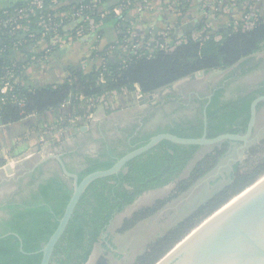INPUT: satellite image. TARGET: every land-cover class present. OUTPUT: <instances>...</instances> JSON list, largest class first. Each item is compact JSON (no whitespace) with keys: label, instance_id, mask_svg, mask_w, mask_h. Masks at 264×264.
<instances>
[{"label":"trees","instance_id":"obj_1","mask_svg":"<svg viewBox=\"0 0 264 264\" xmlns=\"http://www.w3.org/2000/svg\"><path fill=\"white\" fill-rule=\"evenodd\" d=\"M26 1H3L1 5L3 8H11ZM100 2L103 4L104 0ZM180 4L185 8L187 2L184 0ZM141 5H143L141 0L132 3L133 7ZM119 6L120 0L116 4V7ZM181 6L178 5V8ZM130 9L116 15V10L114 12L103 8L106 12V21L113 22H121L120 16ZM204 22L205 19L201 31ZM127 31L132 30L124 23L119 27L118 39L122 37L120 32ZM207 33L209 37L202 41H194L191 34H188L186 41L175 45L172 50H155L150 55L145 53L141 56H130L125 64H121L118 58L110 59L106 62L104 70L97 66L86 72L80 69V65L71 67L67 71L65 82L54 87H30L26 85L23 75L13 89L16 100L22 101L23 105L19 106L13 100L0 104V123L1 125L17 123L29 115L44 114L67 102L73 105L74 116L86 117L94 111L87 110L85 105L79 102L78 97L91 99L113 91L133 92L137 86L141 95L158 94L155 98H160L163 90H171L173 84L186 78L193 79L196 73L242 70L252 62L256 63L254 66L258 68L264 60V57L256 59L264 50V19H258L250 29L243 30L239 26L236 29L230 28L219 32L211 27ZM172 36L170 30L167 40H172ZM12 43L11 38L0 37V77L6 67L15 64L20 69L28 63L13 62L12 56L15 53L9 49ZM28 44L23 48L29 46ZM105 49L99 54V58ZM101 75L104 83L99 81ZM222 93V89L217 90L206 107L207 138L221 134H244L249 121L250 104L256 97L264 95V89L253 91L236 102L227 103L220 102ZM169 97L167 93L164 98ZM205 103L206 101L202 105ZM260 106L257 107V112ZM187 121L189 122L187 124L168 126L165 131L180 138H200L203 135L202 120L195 124ZM83 124H87V121L84 120L79 126ZM94 129L83 133L82 137L89 136L90 131ZM159 133L160 131L153 134L145 133L134 138L131 144L140 143L135 148L137 149ZM74 136L76 144L79 139L76 134ZM230 144L232 143L224 141L212 150H206L199 146H181L163 140L147 153L126 163L117 175L94 181L80 198L65 233L55 246L50 264H86L98 244H102L108 252L110 250L108 245L111 243L110 226L139 197L144 193L175 184L165 200L157 201L150 207L135 209L130 216L123 218L117 230L118 234L127 233L138 224L150 220L165 204L188 192L217 167L220 160L229 152ZM105 146L98 152L96 158L85 157L84 169L80 171H76L65 161L67 154L61 158L67 171L76 174L78 181H81L90 173L109 169L118 159L133 151L129 149L118 152L115 148ZM250 148L251 146L246 150ZM261 152L264 153V139L249 150L250 155ZM49 164L51 162L38 166L28 175L30 179L28 186L38 182L36 188L30 190L28 198L19 201L8 200L6 204L0 203V211L6 215L0 218V264H40L41 254L32 253L39 251L54 232L72 193V189L60 176L57 167L50 174L44 171L45 166ZM240 165V162L233 164L224 186L214 191L192 212L159 235L132 264H157L202 222L264 177V159L244 170ZM15 235L21 239L23 253L19 250L20 243ZM99 257L101 258L97 259L95 264H108L105 254Z\"/></svg>","mask_w":264,"mask_h":264},{"label":"crops","instance_id":"obj_2","mask_svg":"<svg viewBox=\"0 0 264 264\" xmlns=\"http://www.w3.org/2000/svg\"><path fill=\"white\" fill-rule=\"evenodd\" d=\"M3 1L13 0H0V11L3 8L1 5ZM76 1L63 0L61 10L74 9ZM181 1L184 0H150L144 8L133 7L121 15V22L106 21L105 19L102 26L96 31V35L85 34L65 47L55 50L46 60L33 62L31 60L33 56L36 58H40V56L34 54L31 46L13 54L12 60L15 63L28 62L23 74L26 85L33 88L54 87L65 82L68 76L67 71L71 67H76L85 62L87 65L86 72H89L93 67L99 66V54L118 39L119 27L123 26L124 23H127L140 40L141 47H148L151 34L159 35L169 28L173 38L167 40L166 43L173 48L175 45L185 42L188 34H191L193 39L201 36L204 19L203 7H207V4L215 1H220L221 11L212 13L208 21L216 31L222 32L226 29L238 28L241 26L240 21L245 13H250L257 19H264V0H186L185 8L181 6ZM117 2L118 0H104L102 8L108 11L116 10V12L114 11L115 14L120 15L122 11L116 7ZM176 5L181 6V14L176 12ZM129 100L124 97L112 98V109L96 111L93 122L98 119L105 123L114 115L130 114L131 110L139 106H134V103L131 104L132 101ZM73 115L74 107L67 102L44 114L29 115L17 123L2 125L0 127V170L7 165H12L14 159L26 155H33L34 158L30 161H37L44 155L53 154L63 157L69 153L70 146L75 144L74 129L62 133L58 139L49 141L43 146L38 138V128L41 125L53 126L61 119ZM102 123H94L91 129ZM82 135L83 133H78L77 139Z\"/></svg>","mask_w":264,"mask_h":264},{"label":"water","instance_id":"obj_3","mask_svg":"<svg viewBox=\"0 0 264 264\" xmlns=\"http://www.w3.org/2000/svg\"><path fill=\"white\" fill-rule=\"evenodd\" d=\"M257 57H264V54H258ZM204 72L196 73L193 79L204 78ZM192 80L186 78L172 85V88L184 84ZM165 89L162 92L168 91ZM156 95L141 97L137 105L153 101ZM264 102V96L254 99L250 104V115L244 134H221L214 138L206 137V117H204L203 135L200 138H180L169 133L158 134L149 139V141L118 159L115 164L106 170L95 171L86 175L81 181H78L76 174L67 171L64 161L59 155L48 154L36 161L34 168L51 162L60 170V176L67 181L72 189L69 201L64 209L61 218L58 220V225L47 242L42 248L32 254H41L40 264H50L55 246L58 244L63 234L65 233L69 222L72 219L73 213L80 198L85 193L91 183L98 179L107 178L117 175L125 167L126 163L132 159L147 153L161 141L165 140L181 146H199L204 149L214 148L219 146L224 141L235 143L238 145L237 153L244 151L257 137L258 132L264 128L260 122L257 105ZM93 117L88 125L81 126L79 129H74V133H86L92 126ZM260 129V130H259ZM32 155H26L13 160L12 165H7L0 170V174H5L8 178H14L15 174L22 169L24 163L34 158ZM240 162L238 158L235 163ZM212 172L198 181L188 192L174 200L180 204L192 192L204 182L210 179ZM0 176V186L4 181ZM175 184H170L162 189L144 193L136 202L128 207L126 211H131L132 208L147 197L148 195L158 194L162 192H170ZM0 189V199L8 192ZM18 239L20 246L19 250L23 253L21 239ZM96 261V250L89 257L86 264H94ZM157 264H264V177L258 182L246 189L240 195L231 200L228 204L215 212L211 217L202 222L188 236L179 242L165 257Z\"/></svg>","mask_w":264,"mask_h":264},{"label":"built area","instance_id":"obj_4","mask_svg":"<svg viewBox=\"0 0 264 264\" xmlns=\"http://www.w3.org/2000/svg\"><path fill=\"white\" fill-rule=\"evenodd\" d=\"M139 0H120V11L130 9L133 2ZM150 0H141L143 5L136 7H145ZM207 3V2H206ZM206 5V4H205ZM63 0H27L20 6L3 8L0 11V37L6 36L13 40L10 50L19 53L22 48L27 45L31 46L34 54L40 56L32 57L33 62L46 60L55 50L65 47L73 40L85 34H97L96 31L102 26L106 12L102 8L100 0H77L75 8L72 10H61ZM176 12L182 10L176 5ZM220 1L207 4L203 7L204 27L201 36L194 41H202L209 37L208 30L211 23L208 21L212 13L221 11ZM258 19L250 13H245L241 19V28L243 30L252 28ZM122 37L116 40L112 45L108 46L100 58V69H105L106 62L110 59L118 58L121 64H125L130 56H141L152 54L155 50L168 51L173 48L166 41L170 35V29L167 28L159 35L151 34V40L148 47H141L140 40L132 31L120 32ZM80 69L87 70L86 63L80 65ZM25 66L20 69L12 64L5 68L4 73L0 77V104H4L8 100L17 102L22 106V101H17L13 89L18 83L19 78L23 76ZM99 81L104 83L103 75ZM124 97L130 98L131 104H137L141 97H147L140 94L137 86L133 92L126 90L119 92H109L99 97L84 99L78 97L81 104H84L87 110L96 112L98 109H112V98ZM129 97V98H128ZM70 103V102H68ZM94 113L86 117L72 116L58 121L53 126L41 125L38 128V138L41 145L58 139L68 130L79 129L80 123L84 120L87 124L91 121ZM33 115V114H32ZM0 123V127H1ZM79 126V128H78Z\"/></svg>","mask_w":264,"mask_h":264},{"label":"flooded vegetation","instance_id":"obj_5","mask_svg":"<svg viewBox=\"0 0 264 264\" xmlns=\"http://www.w3.org/2000/svg\"><path fill=\"white\" fill-rule=\"evenodd\" d=\"M256 59L259 58L256 57ZM255 64L256 63L252 62L247 64L242 70L236 69L231 72L227 71L224 73L225 77H222V79L208 83L202 88L191 87L190 91L186 94L179 92L180 89H183L184 85H193L196 79L184 83L179 89L172 88L170 93L168 92L170 95L169 98H164L166 94H161L160 98H155L153 101H150V103L148 102L143 106L137 107L138 110L133 112L135 119L137 118L136 121H122L125 125H118V123L113 124L109 121L104 124L102 123L98 128L96 127L93 131H90L89 136L80 137L76 144L70 146L71 150L67 153L66 161L76 171H80L84 169L83 163L85 157L96 158L99 154L98 152L104 145H106V148L111 147L117 149L118 152H125L129 149L134 150L140 143L131 144V141L145 133L153 134L158 131H160L159 134L167 133L165 130L168 126L173 127L174 124H187L189 123L187 120L195 124L201 119L203 126V120L204 117H206V107L209 105L213 94L217 90H223L220 102L227 103L236 102L239 98L245 97L253 91L264 89V60L261 61L258 68H255ZM249 68L254 69L249 70ZM243 71L245 73H243ZM232 72L234 73L231 75L230 73ZM204 101H206V103L202 105ZM259 105H261L258 110L259 118L262 117L264 119V102H260L257 107ZM110 136L114 137L110 138ZM96 137H98L100 141L96 140ZM96 141H98L97 143L100 145L95 144L94 149L91 148L90 144ZM199 152L200 150H198L197 153ZM34 165L30 169L20 171V175L12 181L15 186L14 189L4 195V197L0 199V203L6 204L8 200L13 199L19 201L29 197L30 190L35 189L38 185V182H35L33 185L28 186L30 182L28 175L37 168H34ZM44 169V171L50 174L54 172L55 167L51 163L49 166H45ZM3 216L6 215L0 211V218Z\"/></svg>","mask_w":264,"mask_h":264},{"label":"rangeland","instance_id":"obj_6","mask_svg":"<svg viewBox=\"0 0 264 264\" xmlns=\"http://www.w3.org/2000/svg\"><path fill=\"white\" fill-rule=\"evenodd\" d=\"M182 11L178 14H181ZM260 54H264V50L260 52ZM224 77V72H211L206 75L204 78H199L193 85H184L183 89L181 88L179 92L186 94L190 91L192 87L202 88L208 83L216 82ZM181 85L176 86L175 89H179ZM194 88V89H195ZM170 89L165 91L163 94L170 93ZM140 109V108H139ZM100 109L97 110V112ZM138 110V108H134L130 111L131 114H123V115H114L110 117L108 120L113 124L118 123V125H125L122 121L125 122H133L136 121L134 117V111ZM96 112H94L95 114ZM93 114V116H94ZM92 116V117H93ZM123 119V120H122ZM107 121V122H108ZM260 122L264 125V119L261 117ZM93 123H102L100 120L95 119ZM260 130V129H259ZM119 136V135H118ZM114 136H110L113 138ZM120 137V136H119ZM264 139V128H262L257 137L252 141V143L248 146L254 147L255 144L259 143L261 140ZM96 140L100 141L98 137ZM96 141L95 143H91L90 147L94 149L95 144H99ZM100 145V144H99ZM89 146V145H88ZM237 144H230L229 152L224 156L217 167L212 171L210 179L207 182L201 184V186L197 187L190 196H188L184 201L180 204H177L175 201H170L165 206L159 210L150 220L143 222L142 224H138L137 227L132 229L131 231L118 234L117 230L120 228L123 218L130 216L131 213L135 209H139L142 207H150L153 206L157 201H163L169 195L170 192H162L158 194L148 195L144 199H142L138 205L134 206L131 211H125L118 220H116L109 228V235H110V245L109 251L107 252L106 249L102 246V244H98L95 248L96 250V260L101 258L99 256L106 255V259L108 260V264H132L134 260L139 256L143 251H145L146 247L152 243L159 235L164 233L186 215H188L192 210H194L198 205L203 203L214 191L219 190L224 184L227 183L231 167L235 164V161L239 158L240 159V168L246 169L250 165L259 162L260 160L264 159V153H258L257 155H250L249 149L244 150L237 153ZM213 148H209L212 150ZM208 150V149H206ZM33 156V155H32ZM31 156V157H32ZM29 161V162H28ZM27 163H24L22 166L23 170L30 169L36 161L28 160ZM54 167H56L54 165ZM20 175L19 171L13 176L14 178H8L5 174H0V176L5 179L0 186V189L7 190L6 192H10L14 189V181ZM213 181L214 183H211Z\"/></svg>","mask_w":264,"mask_h":264}]
</instances>
